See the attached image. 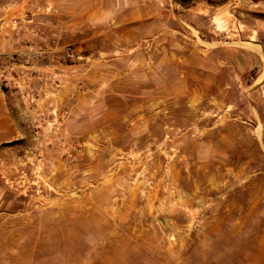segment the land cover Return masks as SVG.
I'll return each instance as SVG.
<instances>
[{"label":"rangeland","instance_id":"rangeland-1","mask_svg":"<svg viewBox=\"0 0 264 264\" xmlns=\"http://www.w3.org/2000/svg\"><path fill=\"white\" fill-rule=\"evenodd\" d=\"M71 3L82 118L0 148V264H264V0Z\"/></svg>","mask_w":264,"mask_h":264},{"label":"crops","instance_id":"crops-1","mask_svg":"<svg viewBox=\"0 0 264 264\" xmlns=\"http://www.w3.org/2000/svg\"><path fill=\"white\" fill-rule=\"evenodd\" d=\"M61 2L0 0V148L3 154V149H14L15 144L27 147L33 139H41V134L33 132L31 126L44 110L49 111L48 99L55 98L58 108L70 109L71 115L65 123L70 134H73L70 131L73 123L82 118L76 105L73 106L77 95L72 90V80L59 85L55 93L47 83L75 69V65L61 62L69 44L64 35L68 33L65 27L69 26L63 18L71 23L67 25H72L71 18L78 16L79 11L72 3L62 8ZM80 101L89 103L86 97ZM4 170L0 165V171Z\"/></svg>","mask_w":264,"mask_h":264},{"label":"built area","instance_id":"built-area-1","mask_svg":"<svg viewBox=\"0 0 264 264\" xmlns=\"http://www.w3.org/2000/svg\"><path fill=\"white\" fill-rule=\"evenodd\" d=\"M69 52H70V50H69ZM69 52L67 53L68 55L70 54ZM52 107H53V106H51V108H52ZM53 112H55V111H53ZM44 119H45V118H41V117H40L37 121H39V122L41 123Z\"/></svg>","mask_w":264,"mask_h":264}]
</instances>
